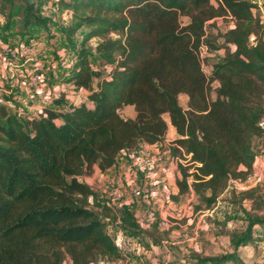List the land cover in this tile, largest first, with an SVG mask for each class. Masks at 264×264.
Returning <instances> with one entry per match:
<instances>
[{
    "label": "trees",
    "instance_id": "obj_1",
    "mask_svg": "<svg viewBox=\"0 0 264 264\" xmlns=\"http://www.w3.org/2000/svg\"><path fill=\"white\" fill-rule=\"evenodd\" d=\"M56 2L70 16L69 38L86 29L61 82L89 95L73 104L60 93L37 117L20 118L0 106V264H63L65 256L69 264H90L97 256L117 257L110 227L117 220L128 233L141 226L127 208L98 200L82 179L95 168L115 167L123 151L162 141L165 116L177 134L171 156L178 193L171 197L193 191L209 210L225 192L236 195L229 181L253 171V140L264 138V28L249 1ZM39 3L0 0V13L17 8L24 29L43 25ZM183 16L188 24L181 23ZM219 18L235 23L222 42L207 32ZM94 38L100 39L96 67L86 48ZM202 49L225 53L209 74ZM127 106L134 107V119L121 117ZM256 191L238 195L244 201ZM198 264L244 263L222 255Z\"/></svg>",
    "mask_w": 264,
    "mask_h": 264
},
{
    "label": "rangeland",
    "instance_id": "obj_2",
    "mask_svg": "<svg viewBox=\"0 0 264 264\" xmlns=\"http://www.w3.org/2000/svg\"><path fill=\"white\" fill-rule=\"evenodd\" d=\"M247 1L254 6L258 4V0ZM55 3L56 0H40L37 14L44 20V24H34L27 29H24L21 24V16L17 8L13 9L12 13H7L8 15L0 13V55L4 52V46L11 49L29 46L32 49V56L45 64L42 71L46 85L51 86L58 83L65 85V92H61V94L68 95V98H65L66 101L79 104L85 96L89 95V92L78 89L73 84L62 83L61 78L64 75L67 76L68 70L62 68L57 62L60 58H66L72 65L86 29L78 31L69 38L65 30L70 25V16L62 10L54 12L52 5ZM188 22L187 17H181L183 25ZM234 26L235 23L232 20L219 18L214 23L207 25V32L218 37L222 42L220 36ZM99 42V38H94L86 44L93 67L97 66L95 47ZM224 54L222 50L210 53L207 49H202L201 60L204 71L209 74L213 64L219 62ZM45 55L47 58L44 57ZM34 63L35 61H29L21 68L37 72L39 70ZM107 72L108 69L104 71V76H107ZM56 75L57 77H55ZM9 77V70L0 62V86L2 85L8 90H10ZM212 86H217V83H213ZM23 88L25 89L24 86ZM15 89L19 90V87L13 88L8 98L11 101L15 99L14 104L17 106L22 103L23 105L38 103L35 97H30L33 96L30 92L27 99L16 98ZM183 100V97H179L178 103L181 107L185 105ZM40 103L44 107L43 103ZM8 109L13 111L12 108ZM165 118L169 122V118L167 116ZM253 148L260 161L255 170L262 171L264 167V138L262 140L254 139ZM129 156L128 152L125 157H119L118 167L121 165L122 169L116 174L115 180L119 174L123 175V188L120 192L131 199L129 207L123 206V208L127 207L131 210L141 225L138 232L129 231L128 233L124 230L126 236L135 244L134 251L130 255L129 261H123L119 256H97L90 264H198V260L201 258L222 255L236 257L244 264L264 261V191L260 187L252 188L257 190L254 197L244 201L238 194L245 190L240 188L241 186L233 187L236 194L234 197L231 193L225 192L214 207L209 210L195 193L193 196L188 194L178 199H172L171 196L176 195L172 194L169 185L160 182V178L147 176V172L154 173L156 171V166L136 171V179L126 183V175L132 174H125V169L136 163V160ZM172 163L173 159L171 158L163 165L168 168ZM82 180L84 181V178ZM95 184L98 187L97 181ZM171 185H174L173 182ZM163 186L167 187V191H162ZM135 187L146 190L142 196L136 199L131 195V191ZM176 208L183 210V217L178 221L174 219ZM168 215L169 217H167ZM163 217L168 218L167 228L159 226ZM113 227H110V231ZM182 232L191 234L193 240L182 239L180 237ZM248 234L253 235V241L249 243L246 241ZM69 263L70 259L65 256L63 264Z\"/></svg>",
    "mask_w": 264,
    "mask_h": 264
},
{
    "label": "built area",
    "instance_id": "obj_3",
    "mask_svg": "<svg viewBox=\"0 0 264 264\" xmlns=\"http://www.w3.org/2000/svg\"><path fill=\"white\" fill-rule=\"evenodd\" d=\"M52 10L54 12L60 10L57 2L52 5ZM252 12L254 18H256L259 24L264 28V0H258V4L253 8ZM44 57L47 58L46 55ZM20 61H22L21 64ZM29 61H35L34 65L38 67L39 71L31 72L27 69L21 68L24 67V65ZM0 62L2 63V65L6 66V68L10 72V90L2 85L0 86V106H7L9 108H12L13 112L20 118H25L26 116L37 117L43 110V106L40 102L44 100L42 90L46 84L44 72L42 71L45 68L44 62H40L37 58H34L32 56V49L29 46H22L18 49H5L4 52L0 55ZM57 63L66 70L71 66L66 58H60ZM55 77H57V75ZM23 86L33 95L31 96V98L35 97L36 100H38V103H32V105H23L22 103L20 104V106H17L16 104H14L15 99H13V101L7 99L8 97H10L13 88H20ZM171 143L172 141L164 138L162 141L151 145L150 149H144L137 146L136 149L129 151L130 157L132 159L134 158V160H136V163L134 165L127 166L124 173L135 174V172L140 171V169L162 165L165 161L172 158ZM141 153H144V155H141ZM122 176L123 175L119 174L116 177L114 186L111 187L107 192V201H105V203L108 206H114L111 202L123 188ZM229 186L235 188H239L241 186L240 188L245 191L250 190L254 187H260L261 190L264 191V167L262 171L253 169V171L244 179H231L229 181ZM145 191L146 190L135 187L131 191V195L134 199H136L142 196ZM129 200L131 199L129 198ZM174 213L176 215V217H174L175 221L181 220V218L183 217V210L176 208ZM167 217H169V215ZM167 217H163L160 221L159 226L161 228L168 227L169 221L167 220ZM113 226V229L110 231V233L115 240L118 256L123 261H129L130 255L134 251L135 244L124 233V229L122 228L120 220H117L113 224ZM180 237L186 241L193 240V237L188 232H182L180 234Z\"/></svg>",
    "mask_w": 264,
    "mask_h": 264
},
{
    "label": "crops",
    "instance_id": "obj_4",
    "mask_svg": "<svg viewBox=\"0 0 264 264\" xmlns=\"http://www.w3.org/2000/svg\"><path fill=\"white\" fill-rule=\"evenodd\" d=\"M5 47L6 46L3 47V50L7 49ZM66 86H69V85H66ZM64 87H65V85H61L59 83L51 85V86L45 84V86L43 87V90H42L43 96H44V100L42 101V103H43L44 107H51L50 104H51L52 100L55 97H57L61 92H65ZM15 94H16V98H18V99H27V95L29 94V91L24 89V88L22 89V87H20L19 90L15 89ZM64 96H65V98H68L67 94H65ZM180 97H183V99H184L183 101H184L185 105L183 108H185L186 103H187V97L185 95H181ZM120 115H121V117H123L125 119H134L136 116V113H135L134 107L127 106V107H124L120 110ZM168 125H169L168 131H167L164 138L167 140L173 141L176 139L177 134H176L175 129L170 124V122H168ZM261 127L264 129V119L261 121ZM138 147H142L144 149H148V148L150 149L151 145L142 142L138 145ZM127 153L128 152L123 151L120 153L119 157H125L127 155ZM141 155H144V153H141ZM129 158H130V156H129ZM119 160L120 159L118 158L116 166L111 168L110 170L105 171V172H101L98 168H95L92 176L84 178V182L90 187V189L92 190V192L94 193L95 197L98 200L107 201V198H106L107 192H108L109 188L114 184L116 174L118 172H120V170L122 169L121 165H120V167H118V161ZM259 163H260L259 159L256 158L255 163H254V169L258 168ZM155 170L156 171L154 173L152 171L147 172V176H149L150 178H153V177H157L158 179L160 178L159 181L164 183V185L165 184L169 185V187L172 189V194L177 195L178 188L176 186V179H177L176 161L173 160V163L171 164V166L169 165L168 168H166V166L163 164L157 165ZM125 179H126V183H128L129 180H132V179L135 180L136 174L126 175ZM95 181H97L98 187L96 186ZM172 182L174 184L173 186L171 185ZM162 188H163L162 191H167L166 186H163ZM193 194H194V192L191 191L190 196H193ZM130 201L131 200H129L127 198L126 194H124L123 192H119L116 195V197L112 200L111 203H112V205H114L116 207H123V206L129 207L128 204L130 203ZM137 208H139V207H137Z\"/></svg>",
    "mask_w": 264,
    "mask_h": 264
}]
</instances>
